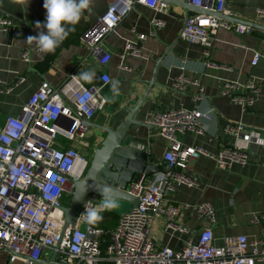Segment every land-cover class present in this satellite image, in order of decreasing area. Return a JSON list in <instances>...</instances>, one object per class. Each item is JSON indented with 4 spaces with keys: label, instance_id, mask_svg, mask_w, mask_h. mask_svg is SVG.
Listing matches in <instances>:
<instances>
[{
    "label": "built area",
    "instance_id": "2783aa9c",
    "mask_svg": "<svg viewBox=\"0 0 264 264\" xmlns=\"http://www.w3.org/2000/svg\"><path fill=\"white\" fill-rule=\"evenodd\" d=\"M108 10L88 29L81 40L90 55L97 59L103 69L111 62L112 53L106 50L107 39L123 20L137 7L146 6L157 13H165V0H107ZM230 0H188L198 11L185 18L180 40L205 48L209 57L219 29L234 31L237 35H250L255 29L243 22L233 23L220 16H230ZM256 20H264V8L256 11ZM150 23L157 32L166 27L163 20L153 18ZM12 24L7 18H0V30L8 31ZM134 36L125 40L120 58L121 71L131 72L126 64L127 57L148 60L143 53V42L147 35L132 30ZM34 48L23 53V60L30 62ZM263 58L262 53L252 54L251 66L256 67ZM208 67H219L206 60ZM100 84L87 86L78 73H71L58 87L48 81L41 83L38 90L24 105L20 116L6 117L0 129V251L8 255V262L36 264L46 255L56 253V264H264V240H249L241 235L228 239L224 246L214 243L215 208L202 203L192 208L203 221L197 243L187 241L180 250L158 247L151 238L154 220L161 218L170 230H186L177 219L181 208L168 203L177 186L195 187L198 179L189 173L191 161L200 156L209 157L217 168L226 170L233 165L244 168L250 162V147H264V127L250 129L244 124L227 123L224 131L232 142L218 153L198 146L186 145L183 137L188 133L206 134L205 122L212 120L214 110L203 111L198 105L193 108L155 111L146 119L148 125L157 128L165 141L163 161L166 171L150 179L129 186L128 192L138 197L135 209L123 213L118 226L111 234L103 228H95L79 217L75 227L64 233V201L73 195L74 184L84 178L89 162L81 151L89 147L87 121H93L96 114L108 105L102 92L112 83L107 72L99 78ZM24 78L13 84L0 81V94H10L22 85ZM199 90L194 97L196 103L203 101L205 88L198 79L178 76L172 83L173 90L186 92L189 87ZM258 86L253 81L246 84L223 79L222 96L231 98L242 111L254 106ZM142 149H144L142 147ZM52 186L49 188V186ZM59 189V192H56ZM96 197L91 201L96 203ZM254 223H264V216H257ZM110 236L105 255L102 241Z\"/></svg>",
    "mask_w": 264,
    "mask_h": 264
},
{
    "label": "crops",
    "instance_id": "0c3cea01",
    "mask_svg": "<svg viewBox=\"0 0 264 264\" xmlns=\"http://www.w3.org/2000/svg\"><path fill=\"white\" fill-rule=\"evenodd\" d=\"M165 1L169 6L165 13H157L140 5L123 20L116 33H112L107 39L106 50L112 53V58L103 69L97 59L90 55L81 38L108 10L107 0H92L90 11L84 13L79 24L75 25V31L70 33L55 52L38 55L32 51L30 62L23 60V53L32 49L26 45L25 40L28 36L37 35L35 22H45L44 0H0V18H7L12 24L10 30H0V81L13 84L24 78L22 85L12 93L0 94V129L6 117L21 115L24 105L42 82L48 81L58 87L71 73L93 72L95 76L91 81L81 79L85 85L91 86L100 84L98 78L104 71L112 79V83L102 92L108 101V110L96 114V119L93 120L95 124H104L111 115L117 118L113 125L114 128L117 127L127 116V110L133 109L147 94V100L136 114V118L144 122L155 111L188 109L196 105L203 111L214 110L216 116L205 122V135L188 133L182 138L188 146H198L218 153L232 142V137L224 131L227 123H241L250 129L264 127V30L255 29L250 35L239 36L234 31L219 29L209 57L205 58V48L179 38L185 18L198 11L184 0ZM258 8H264V0H230L228 9L231 15L228 16V21H245L264 26V20H256ZM153 18L166 23V27L159 30L156 36L149 34L153 30L150 23ZM134 29L148 36L142 46L143 53L150 59L127 57L126 64L132 71H121L120 55L125 47V40L133 38ZM255 51H260L263 58L258 66L253 67L251 60ZM207 59L219 67H230L232 71L208 67ZM180 75L201 82L205 88L203 101H194L199 90L193 86L186 92L172 89L173 81ZM223 79L241 85L249 81L255 82L259 92L254 106L242 111L231 98L223 97L220 94ZM114 82L118 84L117 91H113ZM116 112L118 113L115 114ZM129 133V143L135 137L136 148L145 151L151 148L155 152L156 163L166 169L163 161L165 141L159 136L157 128L133 127ZM104 135L99 131L93 133L89 129V148V138H95L98 146L104 140ZM249 149L251 159L244 168L233 165L232 168L220 170L213 159L204 156L191 161L189 173L198 179V185L190 188L177 186L176 192L167 200L169 204L181 208L177 223L186 231L167 229L164 220L156 218L151 238L158 247L180 250L189 240L197 243L198 233L205 223L192 208H186L202 203H210L215 208L213 232L216 246H224L228 239L241 235L247 236L249 240H264V223L252 222L255 217L264 216V147L252 145ZM100 201V198L96 199V203ZM131 209L127 202L118 201V207L101 213L103 219L98 221V224L102 223L100 228L111 234L117 229L120 216ZM0 264L23 263H9L8 255L0 251Z\"/></svg>",
    "mask_w": 264,
    "mask_h": 264
},
{
    "label": "water",
    "instance_id": "95a60500",
    "mask_svg": "<svg viewBox=\"0 0 264 264\" xmlns=\"http://www.w3.org/2000/svg\"><path fill=\"white\" fill-rule=\"evenodd\" d=\"M188 4V0H184ZM197 11L203 12L201 9L195 8ZM221 18L229 20V17L222 15ZM242 21V20H241ZM254 29L264 30V26L256 25L242 21ZM147 94L133 109L127 110V116L123 121L114 128L115 121L110 115V118L104 124L87 121L89 129L99 131L101 134H106L104 140L95 149L93 160L89 166L88 172L79 182L74 184V193L70 203L64 206L65 211V231L75 227L77 216L87 200L92 197L102 199L96 188L104 183L112 185L119 196V201L127 202L132 209L137 207L139 199L128 192V187L135 183L150 179L153 175L166 171L161 165L156 163L155 152L150 148L149 151L140 150L134 145L136 138L132 142H128L130 131L133 127L151 128L153 125H148L146 122L138 120L136 114L140 107L147 100ZM116 112L115 114H117ZM137 137V136H136ZM87 191L85 192V190ZM78 194L81 196L77 199ZM131 209V210H132ZM56 253L51 257L36 261V264H56Z\"/></svg>",
    "mask_w": 264,
    "mask_h": 264
},
{
    "label": "clouds",
    "instance_id": "9594fccd",
    "mask_svg": "<svg viewBox=\"0 0 264 264\" xmlns=\"http://www.w3.org/2000/svg\"><path fill=\"white\" fill-rule=\"evenodd\" d=\"M128 6L131 0H125ZM92 0H44L43 7L46 10L45 22H35L37 35L28 36L26 45L34 48L38 55L53 53L75 31V25L79 24L84 13L90 11ZM46 30V31H45ZM93 72H81L79 77L85 81H91ZM113 91L118 90L116 82L112 85ZM52 186L50 185L49 188ZM96 190L102 199L98 203L91 201L85 203V212L79 217L88 223H95L103 219L101 213L118 207L119 196L117 190L110 184L99 185ZM87 189L85 190V192ZM59 192V189H56ZM78 194L77 199H80Z\"/></svg>",
    "mask_w": 264,
    "mask_h": 264
},
{
    "label": "rangeland",
    "instance_id": "374dc122",
    "mask_svg": "<svg viewBox=\"0 0 264 264\" xmlns=\"http://www.w3.org/2000/svg\"><path fill=\"white\" fill-rule=\"evenodd\" d=\"M103 96H104V94H103ZM105 97V96H104ZM106 98V97H105ZM108 107L106 106V108H105V110L107 109ZM112 109V108H111ZM108 110V109H107ZM102 113V111H100L98 114H101ZM110 116V115H109ZM96 119V118H95ZM91 132H93V133H95L96 132V130H94V129H91ZM105 134V133H104ZM96 136V135H95ZM104 136H106V134L104 135ZM89 141H90V143H91V147L89 148H86L85 150H83V151H81V153H82V155L87 159V161L89 162V166H90V164H91V162H92V160H93V157H94V155H95V153H94V151H95V149H97V147L101 144H99L98 146H97V144L95 143V138H89ZM88 169H89V167H88ZM87 169V170H88ZM71 198H72V196H70L69 198H67L65 201H64V203H65V205H68L69 203H70V200H71ZM129 204V203H128ZM121 208L123 207V206H120ZM130 211V210H129ZM128 212V211H127ZM124 213H126V212H124ZM46 258H49V257H51L50 255H46L45 256Z\"/></svg>",
    "mask_w": 264,
    "mask_h": 264
},
{
    "label": "trees",
    "instance_id": "16d2710c",
    "mask_svg": "<svg viewBox=\"0 0 264 264\" xmlns=\"http://www.w3.org/2000/svg\"><path fill=\"white\" fill-rule=\"evenodd\" d=\"M90 225L99 229L101 227L102 223L98 224V222L97 223L95 222V223H91ZM109 241H110V236H108V235L105 236L104 241H102V252H103L104 255H105L107 247L109 245ZM101 264H108V263L104 262V263H101Z\"/></svg>",
    "mask_w": 264,
    "mask_h": 264
}]
</instances>
